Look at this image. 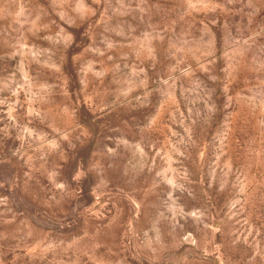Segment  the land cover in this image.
<instances>
[{
  "label": "rangeland",
  "instance_id": "1",
  "mask_svg": "<svg viewBox=\"0 0 264 264\" xmlns=\"http://www.w3.org/2000/svg\"><path fill=\"white\" fill-rule=\"evenodd\" d=\"M0 264H264V0H0Z\"/></svg>",
  "mask_w": 264,
  "mask_h": 264
}]
</instances>
